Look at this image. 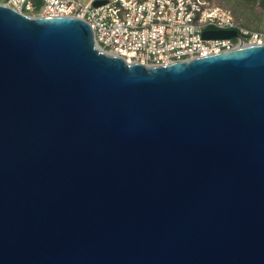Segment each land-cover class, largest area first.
<instances>
[{
    "label": "water",
    "instance_id": "obj_1",
    "mask_svg": "<svg viewBox=\"0 0 264 264\" xmlns=\"http://www.w3.org/2000/svg\"><path fill=\"white\" fill-rule=\"evenodd\" d=\"M0 264H264V44L146 66L0 3Z\"/></svg>",
    "mask_w": 264,
    "mask_h": 264
},
{
    "label": "built area",
    "instance_id": "obj_2",
    "mask_svg": "<svg viewBox=\"0 0 264 264\" xmlns=\"http://www.w3.org/2000/svg\"><path fill=\"white\" fill-rule=\"evenodd\" d=\"M101 3L95 6V3ZM31 17H74L92 30L96 47L127 63L146 66L206 57L264 44V31L240 26L206 0H0ZM204 31H235L228 39H203Z\"/></svg>",
    "mask_w": 264,
    "mask_h": 264
},
{
    "label": "rangeland",
    "instance_id": "obj_3",
    "mask_svg": "<svg viewBox=\"0 0 264 264\" xmlns=\"http://www.w3.org/2000/svg\"><path fill=\"white\" fill-rule=\"evenodd\" d=\"M212 6L228 10L242 27L264 31V0H206ZM37 5L41 0H35Z\"/></svg>",
    "mask_w": 264,
    "mask_h": 264
},
{
    "label": "trees",
    "instance_id": "obj_4",
    "mask_svg": "<svg viewBox=\"0 0 264 264\" xmlns=\"http://www.w3.org/2000/svg\"><path fill=\"white\" fill-rule=\"evenodd\" d=\"M228 11V10H227ZM229 12V11H228ZM230 13V12H229ZM231 14V13H230ZM232 16V15H231Z\"/></svg>",
    "mask_w": 264,
    "mask_h": 264
}]
</instances>
